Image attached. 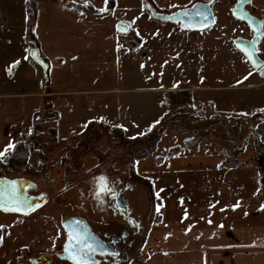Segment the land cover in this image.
<instances>
[{"label":"crops","instance_id":"crops-1","mask_svg":"<svg viewBox=\"0 0 264 264\" xmlns=\"http://www.w3.org/2000/svg\"><path fill=\"white\" fill-rule=\"evenodd\" d=\"M146 2L157 12L173 14L197 1L114 0L108 7L105 0H89L88 6L84 0H33V19L23 1L20 20L32 24L34 33V41L22 56L36 77L32 80L34 91L24 94L32 98L31 106L36 108L31 111V123L45 101L58 114L54 124L79 122L81 133L92 124H102L125 135L132 131L134 137H144L162 120L188 114L194 128L182 127V122L168 127L153 154L136 164V177L149 183L154 198L147 194L145 211L132 215L139 228H145L146 238L139 255L133 248L125 264H264V209L260 207L264 203V164L250 160L249 146L222 154L199 139L196 145L186 144L196 139L198 130L215 131L217 122L227 121L236 111L242 118L222 128L247 126V119L255 114L264 118V111H257L264 109L257 107L258 102L264 106V91L239 100L235 108L236 101L225 97L204 99L199 95L202 91L210 95L214 90L208 89L216 87L165 82L169 56L183 55L185 42L190 49L203 34L182 32L177 24L154 20L145 9ZM3 5L0 3V8ZM101 8L106 11H99ZM247 10L264 21V0H251ZM118 23L127 25L126 33L117 31ZM242 31L244 35L251 33L241 27ZM33 49L48 66L46 76L29 61ZM261 85L264 81L225 88L250 93ZM175 91L189 93L190 110L168 107L167 94ZM139 93L146 96L138 97ZM251 100L254 105L249 104ZM30 129L24 132L27 136ZM54 129L59 139L61 127ZM235 130L241 134L240 129ZM19 136L12 141L26 139ZM176 137H181L179 142ZM164 140L166 144L158 152ZM4 147L0 145L1 150ZM128 208L134 214L135 208ZM92 225L95 234L105 229ZM59 231L64 234L62 228ZM64 243L65 236L57 254ZM40 257L34 255L33 259ZM60 263L70 264L65 260Z\"/></svg>","mask_w":264,"mask_h":264},{"label":"rangeland","instance_id":"rangeland-1","mask_svg":"<svg viewBox=\"0 0 264 264\" xmlns=\"http://www.w3.org/2000/svg\"><path fill=\"white\" fill-rule=\"evenodd\" d=\"M23 1H26L25 8L30 12L33 0L0 2L4 3L0 8V145L8 144L9 140L20 137L19 134L25 139L27 130L31 128L33 122L40 124L43 138L27 143L30 154L26 166L14 168L3 166L0 169V178L28 180L35 188L28 190L27 195L40 197L43 194L46 200L33 212L24 216L0 212V225L5 226L0 229V234L5 229L0 240V264H31L30 260L38 254L49 257V264H62L55 255L64 239V234L58 232L59 220L63 213L79 216L105 229L107 225L111 227V224L124 225L110 210L109 206L112 204L110 195L98 203L91 194L93 177L104 174L113 182L115 191L121 189L128 207L135 208L132 215L145 211L146 195H150V189L144 181L136 177L135 168L137 162L143 160L141 156L148 148L144 146L149 145L145 142L148 141L147 135L135 139L137 137H134L132 131L125 135L119 131L120 129H111L102 124H92L84 133H81L82 124L79 122L63 120L58 122L60 124L58 126L54 124L56 122L54 113L48 110L36 112L34 114L37 115L36 120H33V116L31 123V111L36 108L35 105L31 106L32 98L24 94L34 91L31 90L32 80L36 77L32 74V68L28 67L22 58L26 47L30 45L28 33L31 27L30 24H23L24 20H20ZM233 5L234 0H214L211 7L215 18L214 24L205 31L197 32L203 35L200 40L191 42L190 49L186 41L183 55L169 56L163 80L169 85L187 82L198 87H216L208 89L214 90L210 95L203 91L199 92V95L204 99H210L212 95L217 98L225 97L232 102L236 101L235 108H238L239 100H247L248 97L251 99L252 94H261L264 85L254 88L250 93L239 91V88L225 87H239L264 80L233 47V40L244 35L241 27L248 29L246 24L233 18L230 10ZM244 36L250 39L252 34L247 33ZM263 41L264 39L260 42L258 50L259 57L264 61V52L260 51ZM197 44H200L199 47ZM13 65L15 72L10 75L9 68ZM137 96L146 94L139 93ZM248 102L254 105L252 100ZM257 107H264L263 102H258ZM39 109L42 107L39 106ZM232 114L231 118H226L227 121L217 122L215 131L208 129L210 133H202L198 130L196 139L208 142L206 145H209L210 150L222 154H234L236 149L249 146L248 153H252L250 160L264 164V118L261 114L249 116L251 118L248 117L247 126L235 127L240 129L241 134H238L234 127L222 128V125L229 126L231 121H236L238 117L242 118L237 111ZM170 122L176 125L182 122V127L191 129L195 126L188 120V114L183 117L174 114L160 123ZM158 126L160 125L153 130ZM54 127H61L59 139L57 137L54 139L50 134L49 130ZM180 139L181 137H176L177 142ZM165 144L164 140L158 146V152ZM152 159L153 157L150 158ZM54 228H58L57 233L54 232ZM145 232L143 228L135 240L132 252L138 249L136 251L138 255L144 245Z\"/></svg>","mask_w":264,"mask_h":264},{"label":"snow or ice","instance_id":"snow-or-ice-1","mask_svg":"<svg viewBox=\"0 0 264 264\" xmlns=\"http://www.w3.org/2000/svg\"><path fill=\"white\" fill-rule=\"evenodd\" d=\"M108 0H105L107 3ZM246 2L250 3L251 0H246ZM85 6H88L89 0H84ZM211 3V0H209ZM143 6V5H142ZM174 7V6H173ZM194 8L197 6H193ZM99 11H106L105 8L99 9ZM188 16L189 13L187 9L182 10L180 13H175L173 16L178 15ZM195 16L199 18L198 25L192 24L191 22L187 24H181L182 28H192L196 26L204 27L205 25L211 26L214 22V17L210 18L207 10L204 11H195ZM173 16L168 17L169 19L173 18ZM240 18H247L249 23H253V18L249 17L246 12L241 10L239 13ZM264 24V21L260 22ZM118 30H126L127 25L123 23L117 24ZM261 29L257 28L256 32H260ZM253 48H244V52L246 57L251 60L253 63V68L257 67L261 62L257 61L254 58L253 50L256 41L252 42ZM30 55L33 58H36V53L31 52ZM16 62H14L15 64ZM14 66V65H13ZM11 67L9 71H11ZM251 73H249L250 75ZM261 74H264V67H261ZM163 103V102H162ZM257 111H264V109H258ZM103 120V117L100 118ZM150 130V129H149ZM31 132V129L29 130ZM143 135V133H140ZM16 148V142L9 140L8 144L0 150V160L5 159L8 155H11ZM93 188L90 190L93 197L97 200L98 203L103 202L104 197L110 195L115 197L117 195L115 188L113 186V182L108 179V177L104 174H100L98 176L93 177L92 179ZM17 180H9L6 178H0V210L5 212H17L27 214L32 211L35 206H38L34 203V198L27 196L25 193L21 192L17 187ZM32 186V185H29ZM43 198V194L41 197ZM36 198V199H40ZM238 206L233 205V208ZM261 209H264V203L261 204ZM247 215V213H245ZM187 215V214H186ZM130 223H135L132 220H129ZM211 223V221H209ZM4 225H0V229L4 228ZM191 227V226H189ZM222 227V225H221ZM187 231V230H186ZM167 235V234H166ZM0 240H2V236H0ZM107 252V245L104 240L100 239L94 233H92L86 225H84L79 220H74L71 224L66 225V240L63 246V258L68 260L70 264H97L95 260V256L97 253L104 254ZM112 256H116L117 253L115 251L110 253Z\"/></svg>","mask_w":264,"mask_h":264},{"label":"water","instance_id":"water-1","mask_svg":"<svg viewBox=\"0 0 264 264\" xmlns=\"http://www.w3.org/2000/svg\"><path fill=\"white\" fill-rule=\"evenodd\" d=\"M213 2H214V0H211V3H209V0L207 2H195L191 6H189L187 8L180 9L177 12H175V13H180V12H182V10L187 9V11L189 13L188 16H184L182 14L178 15V16H173V14H175V13L166 14V13L157 12L156 9L149 2L145 3V9L147 10V12L150 14V16L154 20H157V21L163 22V23L177 24V25H179V27H180V29L182 31H186V32L187 31L200 32V31H205V30L209 29L214 24L215 18H214V22L211 24V26L205 25L204 27L196 26V27H192V28H182L181 24H187V23L191 22L192 24L198 25L199 18L195 16V14H194L195 11L207 10L209 17L213 18L214 15H213L212 8H211ZM248 4L249 3L246 2V0H234V5L231 8V14H232L233 18H235L236 20L246 24V26L250 30L252 36H251L250 39L238 37L235 40H233V45L236 48V50H238L246 58V60L249 62V64L253 68V63L251 62V60H249L246 57L245 52H244L243 49L244 48H250V49L253 48V45H252L251 42L253 40L256 41L255 46H254V50H253V55H254V58L257 61L261 62V63L257 65V67L255 68V71L257 72L258 76L261 79L264 80V74H261V67H264V61L259 57V50H258L260 42L262 41V39H264V24H261L260 22H262V20L258 19L257 17L252 15L247 10ZM193 6H197V7L194 8ZM241 10L246 12L249 17L253 18V23L252 24L249 23V20L247 18H240L239 13L241 12ZM170 16H173V18L169 19L168 17H170ZM257 28L261 29V31L260 32H256ZM116 29H117V26H116ZM127 29H128V27H127ZM127 29L126 30H118L117 29V31L119 33H126ZM31 52L36 53V58H33L32 55H30V58L41 68L42 72L46 76L47 69H48V66H47L46 62H44L39 57V53H38V51L36 49L31 50ZM14 69H15V66H13L11 68V71L9 72L10 75L13 73ZM16 180L18 181L17 187L20 189L21 192L25 193L26 195H27V191L28 190L35 188L34 184L32 182L28 181V180H25V179H16ZM29 185H32V186H29ZM29 197H32V196H29ZM40 197H32V198H34V203L37 204L38 206H35L34 209L32 211L28 212L27 214L33 212L37 207H39L46 200V196L43 195V198H40ZM36 198H40V199H36ZM0 212H2V213H11V214H16V215H22V216L27 215V214L11 212V211L5 212V211L0 210ZM74 220L81 221L91 231V229L88 227L86 221L83 218H81V217L71 218L66 213V214L61 216V220H60V225H61V227H62V229L64 231L65 240H66V225L71 224ZM106 245H107V248H110L109 244H106ZM97 256H98V253L95 256V260H96L97 264H99L98 260L96 259ZM56 257L59 260H65V261L69 262L68 260L63 258V248H62V252L58 253L56 255ZM30 263L31 264H49L50 263V258L47 257V256H42L40 258L30 260Z\"/></svg>","mask_w":264,"mask_h":264},{"label":"trees","instance_id":"trees-1","mask_svg":"<svg viewBox=\"0 0 264 264\" xmlns=\"http://www.w3.org/2000/svg\"><path fill=\"white\" fill-rule=\"evenodd\" d=\"M114 4V0H108V7H112ZM30 15H31V19H33V13H32V8L30 9ZM75 11V10H74ZM28 37L30 39V44L31 42L34 41V33H33V28H32V24L30 27V31L28 33ZM30 63L36 64L31 58L29 59ZM47 90V87H46ZM167 103H168V107L172 108L175 106H180L182 110H190V98H189V93L188 92H182V91H175V92H169L167 94ZM42 111L48 110V111H52L54 113V116L56 117L55 121H58V114L56 112H54L52 110V106L49 102L45 101L43 106H42ZM34 116V121L35 116L37 115H33ZM162 123V121H161ZM159 123L156 129H152L149 134L147 135L148 141L146 144H148L149 146H144V147H148L147 150L145 151V153L141 156V158L145 159L147 157H150L155 148L156 145L158 144V142L160 141V138L162 137L164 131L168 128L171 127L174 123L170 122L167 124H161ZM90 126L87 127V129L85 130V132L90 129ZM117 129V128H115ZM119 130V129H117ZM50 134L52 135V137L55 139L56 138V130L54 128L50 129ZM122 134L123 132L121 130H119ZM154 132H156L157 134H153ZM42 133H41V127L40 124H32L31 126V132L29 133V135L26 137V139L22 142H18L16 143V148L13 151V153L11 155H8L5 159L0 160V169L3 166H7L8 168H14L17 166H26L28 164V158H29V154L30 151L27 147V143H29L30 141L36 140V139H42ZM135 139H141V137H137ZM197 143V139L191 138L190 140L186 141L187 145H196ZM145 182V181H144ZM146 183V182H145ZM149 186L150 189V197H152V199L154 198L153 193H152V188L150 187L149 183H146ZM153 213V210H152ZM5 231V229H3L1 231L0 236L2 235V233Z\"/></svg>","mask_w":264,"mask_h":264},{"label":"flooded vegetation","instance_id":"flooded-vegetation-1","mask_svg":"<svg viewBox=\"0 0 264 264\" xmlns=\"http://www.w3.org/2000/svg\"><path fill=\"white\" fill-rule=\"evenodd\" d=\"M116 193L117 195L115 197L110 196L112 204L109 207L113 212V216L120 218L124 225L119 226L117 224H111V227L107 225L102 233L96 232V235L110 246V248H107L106 253H98L96 259L99 264H125L131 256L130 251L134 248L136 238L142 231L141 228H139L138 223L132 217V212L128 208V203L123 197L121 189L116 190ZM64 214L66 213H63L62 215ZM74 217L79 216H73L71 218ZM129 220H132L135 223H130ZM85 221L88 227L92 230V228H94L93 225L87 220ZM58 228H62L61 225H59ZM113 251L117 253L115 257L110 254Z\"/></svg>","mask_w":264,"mask_h":264}]
</instances>
